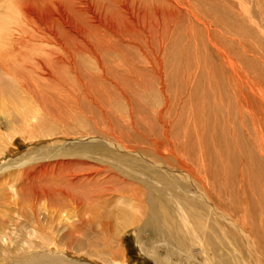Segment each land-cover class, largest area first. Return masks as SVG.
<instances>
[{
  "label": "bare ground",
  "instance_id": "bare-ground-1",
  "mask_svg": "<svg viewBox=\"0 0 264 264\" xmlns=\"http://www.w3.org/2000/svg\"><path fill=\"white\" fill-rule=\"evenodd\" d=\"M3 1L0 117L6 118L5 131L0 121V250L10 246L15 229L25 221L29 251L19 257L25 264H86L91 256L107 264H139L131 262L124 246L130 230L156 264H264V183L246 181L245 195L239 171L223 165L221 153L208 151L211 147L192 151L185 125L181 134L172 135L167 94L160 101L155 89L160 84L156 79L166 73L160 72L165 67L159 58L166 44L126 38L122 13L112 29L117 35H83L96 26L91 22L106 15L103 2L97 4V15L86 12L85 19L76 10L82 31H73L47 25L45 0ZM70 4L84 5L78 0ZM186 58L192 63L195 56ZM239 74L245 85L248 80ZM133 81L143 85H136L141 90L137 96ZM236 82L238 108L254 123L252 110L254 104L264 109V92L247 82V89L240 90ZM154 90L157 94L150 95ZM66 134L92 139L85 144L42 140ZM16 141L27 145L24 153L13 151ZM109 217L120 222L102 220ZM76 233L90 238L86 248L91 251L75 247Z\"/></svg>",
  "mask_w": 264,
  "mask_h": 264
},
{
  "label": "rangeland",
  "instance_id": "rangeland-1",
  "mask_svg": "<svg viewBox=\"0 0 264 264\" xmlns=\"http://www.w3.org/2000/svg\"><path fill=\"white\" fill-rule=\"evenodd\" d=\"M78 1L83 2L84 5L81 6L78 4L73 6L70 4V0L43 1V14L47 25H50L51 27L58 26L61 29L67 27L73 31H82L79 27V20L76 19V10L79 15L85 19L86 12H92L97 15V4L103 2L106 3L108 8H106L105 11L106 15L102 14L99 23L96 20L91 22L92 24H96V26L92 27L90 31L84 32L83 35L92 36L95 31H101L102 34L107 37L110 35H117L116 33L114 34L112 29L116 25L119 26L117 18L119 14L122 13L124 17L123 33L126 38L138 41H147L151 39H159L163 41L166 44L164 47L166 49L161 51L162 53L159 54V58L161 59L160 65L163 68L165 67V70L163 71L161 67L162 70L160 72L164 73L166 71L163 78L166 80L168 79L167 81L170 83L165 82L163 78L161 81L156 79V81L160 84L158 86L156 84L155 89L158 91L157 93H160L157 97L160 101V98H162V101L166 100L165 98L167 94V100L169 102L168 107L170 108L169 113L171 111V115H168L169 119H171L173 123H171L172 125L170 126L172 135L177 136L181 134L182 128L185 125L184 128L187 130L190 128V131L188 130V136L190 137V147L192 151H196V149L200 147L204 150L211 147L213 150L209 148L210 150L208 149V151H217L219 155L221 153V159L225 160V162L221 160V163L223 162L222 164L225 166L229 164V166L237 168L239 171L245 195L247 185L245 184L246 181H254L253 183L257 185L264 183V109L258 104H254L252 110L254 123L251 118L249 120L244 118V114H247V118H249V115L243 111V107L241 109L242 113L240 112L237 95L239 93V89L238 87L235 88V85L233 84L234 80H237L236 85L240 87V90H243L242 88L244 87L247 89V82L250 86H258L257 88L263 90L264 92V0H185L184 2L182 0ZM3 2L4 1L1 0L0 8H2ZM110 11L112 12L108 13ZM191 13L193 15H191ZM202 21L205 22L203 23ZM16 25L17 24L15 23L14 26ZM129 25L136 26L134 28ZM180 55L181 58L183 57L182 62H184L185 58V62L183 64L179 63L181 62L180 60H182ZM197 55L198 57H196ZM194 56L195 59L193 58ZM164 57L166 58L163 59ZM186 57H188V59L192 57L193 62L191 63L192 59L187 60ZM173 58L175 61H178L179 59L178 63L177 61L175 62ZM196 59L199 64L201 62L200 65L196 63ZM188 61L191 63L190 67L188 65ZM165 62L168 63L165 64ZM174 62L179 66L178 67L175 64V66H177V70H175V67H172ZM179 64L181 67L184 65L183 68L187 67L185 70L181 68L185 73L182 72ZM193 65L197 67L195 68ZM6 68L8 67L6 66ZM197 68L198 73L196 75ZM178 69L184 76H180L181 74H176V72H174H179ZM188 69L193 73L190 71V73H188L189 75L186 74ZM238 72H240V74ZM173 74L174 76L176 74V76L172 77ZM237 74H243L244 79L248 80H245V85H243L244 81L239 78L237 79ZM186 75H188L187 77L189 78H187ZM223 76H225L226 79H224L225 77ZM173 78H175L174 81ZM141 79H143L144 82V76L143 78L141 77ZM131 85L134 89L132 92H134L135 96H137L136 92L140 93L141 90L139 89L143 88V85H139L134 81L131 82ZM136 85L140 86L139 89ZM156 90H154V93L149 92L150 95H155ZM24 94L26 95V93ZM142 94H144V92ZM162 94H164V96ZM138 98L140 99L141 97L139 96ZM168 98H170V100ZM229 101L231 104L234 102L232 104L233 107H231L233 109L235 107L237 110L235 111L234 109L233 115L228 114L227 111L229 110V113L232 112H230V109L232 110V108L229 106ZM129 102L133 101L129 100ZM235 102L236 105H234ZM144 103L150 106L148 100H145ZM223 103H226L225 105H228L229 108H224L228 106H222ZM225 110L227 111V116L225 115ZM224 112L225 114H223ZM234 115L238 116L239 121L235 120L236 117L234 119ZM240 115L245 121H241ZM221 117L223 119L230 117L231 121L229 118L225 119V121L231 124H225ZM5 118L6 114H4V117L3 115L0 117L1 131H5ZM250 120L252 124L250 123ZM196 121L199 125H196ZM51 124L54 125L53 122H51ZM249 124L252 125V128ZM224 125H227V127L225 126L224 128ZM201 127H205V129L203 128L205 131ZM180 128L181 130H179ZM200 128L203 132H201ZM222 128L223 131H221ZM132 130L139 134L138 130H135V128ZM228 130H230V132ZM55 137L56 136L52 138L50 137L51 139L48 137L42 140L56 144H85L92 139V137L88 134H66V136L63 135L65 138H63L62 135H57V139ZM98 138L103 139L100 136ZM59 139H62L64 142ZM20 141H16L14 143L13 151L24 153L27 149V145L20 143ZM215 146L216 148H213ZM217 167H219V164H217ZM253 197L258 198V195L254 193ZM101 215L106 216L104 212H102ZM109 218H106L107 220L102 218V220L110 221L112 225L120 222L119 219L115 222L113 217L112 219L111 217ZM28 231L29 229L25 221L18 224L15 232L13 233L10 246L5 249L4 252L0 250V264H25L21 259H19V257H22L23 254H25L24 251H29V247L27 249V246L25 245V243H27ZM145 234H148L149 237H155V234L151 231L145 232ZM74 235L76 237L79 235L75 247H82L85 249L86 246H91L89 243V237L81 235L80 233H76ZM124 235V246L127 248L128 257L131 262H139V264H156L149 257L143 254L140 244L136 242L134 234L131 230L130 232L127 231ZM261 237L263 238V235H261ZM88 250L86 248V251ZM172 259L173 262H177L175 255ZM198 259H200V257H198ZM232 262V260H228L226 261V264H232ZM85 263L107 264L104 260H100L95 256H91V259L89 258L85 261Z\"/></svg>",
  "mask_w": 264,
  "mask_h": 264
}]
</instances>
